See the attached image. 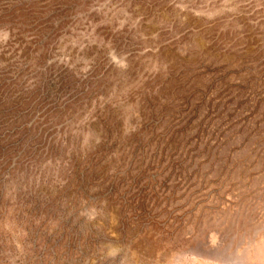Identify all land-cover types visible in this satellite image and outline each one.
Masks as SVG:
<instances>
[{
	"label": "rangeland",
	"instance_id": "rangeland-1",
	"mask_svg": "<svg viewBox=\"0 0 264 264\" xmlns=\"http://www.w3.org/2000/svg\"><path fill=\"white\" fill-rule=\"evenodd\" d=\"M0 264H264V0H0Z\"/></svg>",
	"mask_w": 264,
	"mask_h": 264
}]
</instances>
